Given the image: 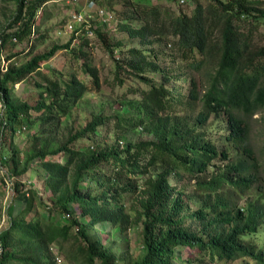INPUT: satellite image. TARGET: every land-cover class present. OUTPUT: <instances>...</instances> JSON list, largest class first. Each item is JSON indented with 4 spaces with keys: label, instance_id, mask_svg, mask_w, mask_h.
I'll return each mask as SVG.
<instances>
[{
    "label": "trees",
    "instance_id": "1",
    "mask_svg": "<svg viewBox=\"0 0 264 264\" xmlns=\"http://www.w3.org/2000/svg\"><path fill=\"white\" fill-rule=\"evenodd\" d=\"M47 1L16 0L6 26L12 31H0L1 43L31 40ZM193 1L195 7L187 12L125 0L127 12L116 16V30L141 44L156 38L170 51L127 49L115 71L128 92L120 98L122 111L95 115L59 144L36 137L23 163L16 149L9 157L4 143L23 130L61 123L90 87L77 71L67 78L42 75L36 103H16L8 85L37 72L40 62L59 49L68 50L70 42L3 72L0 53V145L8 178L27 172L37 161L53 196L48 205L36 189L12 181L13 198L24 196L25 206L17 214L12 204L7 207L0 264H57L52 246L68 264H216L237 259L264 264V191L258 189L260 164L248 140L249 119L264 107V44L254 40L264 26V0ZM97 34L111 54L123 53L119 39ZM70 51L76 59L84 54L82 45ZM161 58L178 59L180 65L164 66ZM80 68L98 90L97 69L84 62ZM30 110L39 115L31 117ZM109 124L117 138L139 129L150 138L96 147L100 126ZM216 162L226 163L216 167ZM149 172L154 175L144 184L140 201L139 251L131 258L118 255L96 238V230L107 236L117 230L121 236L129 215L119 190L136 189L135 179ZM250 190L258 195L240 206L237 200ZM193 224L199 228L191 229ZM117 248L126 251L128 245L119 242ZM178 251L189 254L183 257Z\"/></svg>",
    "mask_w": 264,
    "mask_h": 264
},
{
    "label": "rangeland",
    "instance_id": "2",
    "mask_svg": "<svg viewBox=\"0 0 264 264\" xmlns=\"http://www.w3.org/2000/svg\"><path fill=\"white\" fill-rule=\"evenodd\" d=\"M125 0H97L96 6L103 8L107 16L98 17L97 10L94 7H89L84 0L75 4H67L65 1H55L47 3L40 11L39 24L36 26V33L32 36L31 40L18 42L17 40L9 39L4 44H0V53L2 58L0 66L1 71H5L7 66L14 65L16 67L29 61L33 56L42 54L52 48L54 45L62 46L70 42L69 48L59 49L55 52L54 56L46 61L39 63L37 72L27 75L21 81L8 85V91L11 96V100L16 103H29L35 104L38 98L37 85L41 81L42 75L53 76L54 73H60L65 78L68 77L72 71H77L80 78L84 79L90 87V92L84 94V96L74 106L69 113L68 118L61 121L59 124L45 125L32 130H23V133H19L12 141L10 139L4 143V148L10 157L13 149L16 152L21 163L24 162V158L33 151L36 137H43L48 140H53L59 144L64 141L68 135V132L74 133L80 127H83L85 123L90 121L95 115H114L122 111L125 107L120 98L124 95L127 96V88L121 86L117 82L116 68L117 61H121L124 57V53L129 48H145L150 51H170V47L165 48L163 43L156 40V38H150L145 44H141L138 40H131L124 32L116 30L117 19L116 16L121 12L122 15L126 14L124 9ZM141 3H158L164 7H171L175 11L183 9L190 12L195 7L193 0H137ZM16 7V0H0V31L11 32V29L6 28L8 21L11 19ZM79 10L83 13L85 21L81 24H75L70 22V13L72 11ZM110 15V16H109ZM98 32L106 33L111 37L112 41L119 39L122 43L123 53L118 56L120 52H113L111 54L105 48V45L101 41L97 34ZM254 40L259 45L264 44V26H260L258 33L254 35ZM79 45L83 46L84 54L79 56L78 59L73 57V52L70 49H77ZM6 56H12L7 59ZM118 59V60H117ZM162 59V65L167 67H176L180 65L178 59L172 62ZM86 63L90 67H94L98 71L99 75V89L96 90L91 85L90 76L85 73L84 68H80L82 63ZM184 89L188 88L186 81H183ZM186 91V90H185ZM31 117H37L39 114L34 110H30ZM3 114V105L0 98V117ZM213 117V116H211ZM222 117V116H220ZM212 120V119H211ZM37 125V124H36ZM46 127V130L43 128ZM110 127V129H109ZM223 127V124H222ZM117 134L112 130V124L106 125L104 128L100 126V134L96 137V147L107 148L118 147L120 143L118 141H138L141 139L150 138L148 134L142 132L141 129L137 131L125 134L123 137H116ZM249 143L252 146L260 164L259 176H258V189L264 191V107L252 114L249 119ZM90 143V141L86 142ZM123 143V144H124ZM220 145L221 143L218 142ZM121 146V145H120ZM232 155H235V150L230 146H225ZM58 159L62 161L64 155L60 154ZM226 162H216L218 165L225 164ZM10 164V163H9ZM105 167V166H104ZM212 169V168H210ZM109 170V168H108ZM154 175L153 172H149L142 178L135 179L136 189L131 188L129 192L119 190L121 200L125 203L127 213L129 215V224L123 231L121 236H118L117 230L110 232L109 236L104 232L96 230V238L99 239L105 246L110 247L116 254L125 255L131 258L132 255H136L139 251L141 242V222L140 213H142L140 201L143 198V186L146 181ZM45 173L39 166V163H35L28 169L27 172L12 177L10 180H3L0 175V229L3 228L7 221V207L12 204L14 207L13 213H19L25 206V197L18 196L13 198L12 196V181L18 180L26 185V188L36 189L38 195L42 198L43 202L51 205L53 202V196L45 188L44 182ZM194 182V181H193ZM257 190H250L240 197L237 202L240 206L248 203L252 200ZM119 193V194H120ZM196 207V206H195ZM39 213L46 216L47 213L44 210H40ZM142 218V216H141ZM61 216L57 217V221H61ZM197 224L191 225V229H197ZM111 230V229H110ZM109 232V227L105 230ZM119 242H125L128 245V249L123 251L119 250L117 245ZM51 251L55 257L57 264H68L65 259L57 253L56 247L52 246ZM181 256L188 255V251L177 252ZM193 253H191L192 255ZM249 262L242 259L230 261L224 263L223 261L216 264H248Z\"/></svg>",
    "mask_w": 264,
    "mask_h": 264
},
{
    "label": "built area",
    "instance_id": "3",
    "mask_svg": "<svg viewBox=\"0 0 264 264\" xmlns=\"http://www.w3.org/2000/svg\"><path fill=\"white\" fill-rule=\"evenodd\" d=\"M55 1H59V0H49V1L46 2V4L49 3V2H55ZM61 1H65L67 4H75V3H78L79 1L81 2V0H61ZM84 1L87 3V5L89 7L96 6V0H84ZM182 1L183 0H181V2ZM95 9L97 10V16L98 17L102 18V17L107 16V13H106V11L103 8H98L96 6ZM40 11H41V9L39 10V13H40ZM84 21H85V19L83 17V13L81 11L75 10V11H72L70 13V22L71 23H75V24L81 25ZM12 39L16 40L15 38H12ZM0 44H1V40H0ZM4 159H5V157H4L3 153H2V148H1V145H0V175L3 177V180L6 182V180H9V178H8V169L4 165Z\"/></svg>",
    "mask_w": 264,
    "mask_h": 264
}]
</instances>
